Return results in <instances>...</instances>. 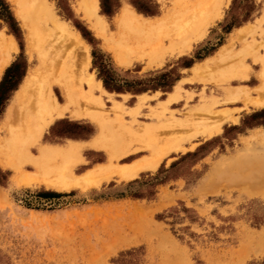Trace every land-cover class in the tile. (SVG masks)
<instances>
[{
	"label": "rangeland",
	"instance_id": "1",
	"mask_svg": "<svg viewBox=\"0 0 264 264\" xmlns=\"http://www.w3.org/2000/svg\"><path fill=\"white\" fill-rule=\"evenodd\" d=\"M195 1L113 0L111 3L106 0L104 9L107 13L115 11L113 16L107 17L101 14L98 0V13L105 24L102 31L95 20L88 21L84 17L80 0H47L59 22L80 36L71 21L74 20L93 38L90 45L80 36L90 55L85 75L86 78L93 76L96 84L99 83L100 88H96L93 95L103 105L102 108L98 103L87 106L88 113H105L113 103H120L127 112L123 116L124 124L134 130H140L144 125L154 127L161 133L159 139H167L172 137V133L168 128H162L150 112L151 109L160 110L176 85L182 88L181 97L169 109L176 111L174 114L178 118L203 104L201 92L222 101L221 89L247 88L252 91V99L257 98L253 91L259 85L257 77L264 68V0H223L214 14L216 17L208 20L200 36L190 35V40L179 42L174 48V34L166 28L164 32H159L160 35L157 34L159 37L156 36L159 44L156 43L153 48L157 54L152 58L147 55L152 50L149 46L145 47L143 54L132 50L137 41L122 37L117 26L124 5L153 24L163 17L170 18ZM14 2L5 0L17 24L19 41L9 32L1 17L0 31L12 37L17 44L18 51L12 54V61L19 68L24 66L25 72L19 87L30 69H36L39 64L35 55L29 58L26 52L27 33L16 17ZM116 4L121 5L118 11L114 9ZM132 4L143 12H155V16L141 14ZM231 16L239 21L238 26L225 34ZM240 28L243 30L239 31ZM245 44L252 46V52L245 56L242 54V60L239 53ZM117 45L125 50L131 47L132 51L122 50L129 63H119L114 54ZM224 47L232 52V57L217 66L218 69L213 66L209 73L206 72L204 83L200 81L202 77H191L190 70L195 65L215 57ZM206 53L208 55L203 57ZM233 54L239 55V58H233ZM195 57L203 59L194 61ZM99 59L120 79L161 80L165 76L178 79L169 88L155 92L138 95L109 93L101 87V81L96 77L97 69L92 66ZM192 59L190 67L180 68L183 62ZM241 60L245 69H242L243 72L237 69L231 75L223 74L224 68L238 65ZM245 77H248L247 81L242 80ZM230 82L232 85H229ZM53 87L62 103L59 89ZM7 88L2 82L1 99L6 95ZM85 88L88 89L87 85ZM15 91L11 92L6 102L0 100V145L7 137V129L2 128V122ZM188 92L193 98L186 101ZM140 102L142 106L137 117L131 116V113L128 115ZM261 110L264 107L256 109L243 102L224 105L222 101L213 109L214 112H228V121L222 125L220 133L210 139L196 137L183 140L181 149L163 157L154 169L140 171L128 180L114 173L96 184L78 185L61 192L38 182L40 173L30 163L23 164L15 173L0 166V264H250L261 261L264 258V239L257 246L261 252H251L240 259L231 256L244 235L264 233V127L253 125L255 120L248 119V116ZM107 116L112 117V114ZM169 116L170 111L164 112L162 119ZM230 118L237 122H230ZM259 118L264 120V114ZM99 134V125L90 115L73 118L67 112L65 117L56 119L45 130L41 141L32 146L31 151L35 157L39 145L67 148L72 141L88 144L68 163L72 165L68 167L77 179L96 167L107 165L104 148L90 146L97 143ZM137 148V143H128L124 148L127 156L114 160L115 169L132 165L148 156V152H136ZM252 158L257 161L253 160L256 164L252 167L253 179L250 181L236 179L237 170L228 167L216 172V168L232 160L237 161L234 163L236 167L242 168ZM61 161L58 159L55 163L59 165ZM19 176L28 180L20 183ZM48 193L60 195L47 197L45 194ZM135 223L142 229L141 238L135 244L124 245L113 240L112 235L117 231L128 232V224Z\"/></svg>",
	"mask_w": 264,
	"mask_h": 264
},
{
	"label": "bare ground",
	"instance_id": "2",
	"mask_svg": "<svg viewBox=\"0 0 264 264\" xmlns=\"http://www.w3.org/2000/svg\"><path fill=\"white\" fill-rule=\"evenodd\" d=\"M222 1L197 0L180 12L173 13L170 18L168 16L163 17L153 24L137 15L127 5H124L119 15L117 26L121 29L122 37H130L137 41L132 50L142 53L145 47L149 46L152 48L150 51L152 54L149 52L147 55L152 58L157 54V51L153 50V48L159 41L157 38L160 35L159 32H164L166 28H170L174 34L172 39V42H175L173 48L179 42L185 43V41H188L190 35L200 36L207 26L208 20L216 17L214 14H216ZM80 5L85 13L84 17L88 21H92L91 19L95 20L99 24V29L104 31L105 24L101 21V15L98 13V0H80ZM14 8L16 17L27 33L26 52L29 58L35 55L39 66L36 69H30L24 77L13 95L12 102L8 106L5 116L3 115L2 128L7 129V137L0 145V166L15 173L22 168L23 164L30 163L40 173L38 182L48 188L64 192L78 185L96 184L101 179L108 178L110 174L114 173L121 179H131L140 171L154 169L162 158L170 152L180 150V143L183 140L196 137L210 139L220 133L222 125L228 121V112H214L213 109L222 101L224 105H234L238 102H243L244 104H251L256 109L264 107L263 68L257 77L259 85L253 91L257 95L255 100L251 97L252 91L247 88L231 89L229 87L224 91L221 89L222 101L215 96L208 97L204 95V92H201L200 100L204 101L203 104L198 108L189 110L181 118L174 114L176 111L169 109V106L181 97L182 88L180 85H176L173 93L169 95L165 103L163 105H161L162 103L160 104V110L158 111L156 108L151 109L150 112L151 116L158 120V124L162 128H168L172 133V137L167 139H159L161 133H158L154 127L144 125L142 129L134 130L126 123L124 124L123 116L127 112L124 111L123 105L120 103H113L111 109L105 112L107 115L112 114V117L107 116L105 113L90 114L86 111L88 109L87 106L90 107L98 103L99 107L102 108L103 104L99 98L93 95L94 90L100 88L99 83L97 82L96 84L93 76L86 78L85 75L86 68L90 65V55L86 44L76 32L70 31L65 24L57 20L47 0H15ZM238 30L241 31L243 29L240 28ZM122 50L125 49L121 46H116L114 54L117 60L121 64L129 63L127 58L123 57L122 53L124 51ZM127 50L132 51L131 47H126L125 51L128 52ZM17 51L15 40L0 31V75L12 61V54ZM250 52H252V46L245 44L243 50L239 53L241 55L240 58L242 57L243 60L245 54ZM231 53L228 48L224 47L215 57L195 65L190 70L191 77L193 79L202 77L200 81L204 83L203 76H206V72L209 73L214 68L213 66L218 69L217 66L232 57ZM239 55L233 54V58H239ZM255 58L258 57L256 56ZM242 60L238 62V65L229 66L226 70L224 68L223 74L227 75L237 69H244ZM220 68L222 69V67ZM242 80L247 81L248 77ZM86 85L88 89L85 88ZM229 85H232V83L230 82ZM53 86L59 89L62 103L56 96ZM192 98V94L189 93L186 101ZM83 105L85 107L82 109ZM160 105L158 104V106ZM141 106L142 103L140 102L131 112L127 110L129 112L128 115L131 113V116H136ZM168 111H170L169 118L162 119L164 112ZM67 112L73 118L90 115L98 123L100 134L97 143L90 146L103 147L108 157L107 165L96 167L77 179L73 177L72 169L68 167L72 165L68 163L82 149L88 147V144L72 141L67 145V148L39 145L37 149L38 155L35 157L31 151V147L41 141L45 130L56 119L65 117ZM229 121L237 122L234 118H230ZM134 122L135 120H133ZM178 133L186 136L182 138L180 137L182 135H177ZM131 142L138 144L136 152L145 151L148 152V156L132 165L115 169L117 167L113 165L114 160L118 161L120 158L127 156L124 148ZM77 157L79 158V156ZM58 159L62 160L59 165L55 163ZM238 160L240 161V159ZM253 160L257 161V159L252 158L251 162L245 163L242 168L236 167L234 163H237V161L232 160L224 163L225 165L222 167L220 165V167L216 168V172L218 169L222 168L225 170L228 167L231 170H237V172L234 171L235 175H237V177L235 176L236 179L250 181L253 179H251L253 177L251 173L252 167L256 164ZM244 161L242 160V162ZM21 177L20 183H25L28 180ZM229 178H232V176ZM131 224L127 226L128 232L119 230L114 236L112 235V238L114 237L113 240L120 241L124 245L133 242L135 244L141 238L142 229L140 230L139 225H136V223L135 225ZM263 239V232L244 235L238 247L236 246V249L232 251L231 256L240 259L251 252H261L257 250V246Z\"/></svg>",
	"mask_w": 264,
	"mask_h": 264
},
{
	"label": "trees",
	"instance_id": "3",
	"mask_svg": "<svg viewBox=\"0 0 264 264\" xmlns=\"http://www.w3.org/2000/svg\"><path fill=\"white\" fill-rule=\"evenodd\" d=\"M106 0H99V8L101 14L105 16H111V13H107V11L104 9V4ZM111 3L113 0H109ZM234 2V0H233ZM8 4L5 3V0H0V17L4 19L3 21L7 25V28L9 29V32L13 35V37L16 39V41H19V38L17 37L18 33V28L17 24L13 19L12 13L9 12L10 8L8 9L9 6ZM137 11H140L136 7H134ZM246 11V10H245ZM240 15V14H239ZM247 18V17H246ZM246 20V19H244ZM243 20V21H244ZM73 23L74 28L77 30V32L80 34L83 40H85L88 44L92 45V40L93 38L91 37L90 33L85 30L81 25H79L76 21L71 20ZM238 20L234 17L231 16V21L230 24H228L227 28H225L224 33L227 34L230 32L231 28L234 26H238ZM19 48L21 49L20 44L18 43ZM208 53H206L203 57L207 56ZM203 57H195L194 61H198L203 59ZM193 64V59L188 60L187 62H183L181 64L180 68L186 69L190 67ZM93 68L97 69V79L101 81L102 87L109 93H114V94H123V93H129L131 95H138L141 93H145L147 91L155 92L158 91L159 89H167L170 86H172L173 82L177 80V77L174 78H167L162 77L160 79H153V80H143V81H133V80H128V79H120L117 78L114 70H112L109 66H107L102 60H98V62H93L92 63ZM22 68V69H21ZM20 69V71H17ZM9 75V89L12 90L14 84L17 85L19 82V79L24 76V66L20 67L16 64H12L8 69L5 71V75ZM23 78V77H22ZM20 83V82H19ZM19 85V84H18ZM17 85V87H18ZM16 87V89H17ZM15 89V90H16ZM14 90V91H15ZM0 100H4L0 98ZM264 114V110H261L259 112H255L248 116V119L250 120H255L254 124L255 126H263L264 127V120H261L259 116ZM243 124H246L243 122ZM71 137V136H69ZM47 197H57L60 194H55V193H48L45 194ZM250 264H264V258L259 261V262H253Z\"/></svg>",
	"mask_w": 264,
	"mask_h": 264
},
{
	"label": "crops",
	"instance_id": "4",
	"mask_svg": "<svg viewBox=\"0 0 264 264\" xmlns=\"http://www.w3.org/2000/svg\"><path fill=\"white\" fill-rule=\"evenodd\" d=\"M116 2H117V1H116ZM120 6H121V5L116 4L115 7H114V9L118 11L119 8H120ZM131 6H132L133 8L136 7V8L138 9V7L135 6L134 4H132ZM134 9H135V8H134ZM135 10H136V9H135ZM138 12H140L141 14H143V15H145V16H155V12H148V13H146V12H143L142 10H140V11H138ZM113 14H115V11H114V13H113V12L111 13V16H113ZM102 15H103V14H102ZM103 16H105V15H103ZM111 16H108V17H111ZM14 63H15L14 60L11 61L10 64H9L7 67H5V69L2 71V73H1V75H0V85H1L2 82H4V84H6L7 87H8V88H7V93H6V95L3 96V98H4V100H2L3 103L6 102V100L9 98L11 92H13V91L16 89L17 85L19 84V82L21 81V79H22V77H23V76H22V77L19 79V82L17 83V85L14 84L12 90L9 89V85H10L9 75H11V74H8V75L6 74V75H5V71H6V69H8V68H9L12 64H14ZM16 64H17V63H16ZM23 75H24V74H23Z\"/></svg>",
	"mask_w": 264,
	"mask_h": 264
}]
</instances>
